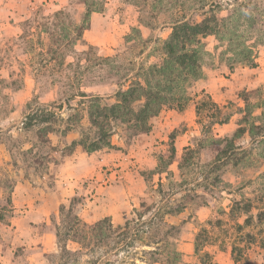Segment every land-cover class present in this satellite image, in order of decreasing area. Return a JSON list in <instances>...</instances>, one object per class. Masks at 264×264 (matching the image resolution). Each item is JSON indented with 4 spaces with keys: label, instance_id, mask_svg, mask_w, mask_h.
I'll list each match as a JSON object with an SVG mask.
<instances>
[{
    "label": "rangeland",
    "instance_id": "1",
    "mask_svg": "<svg viewBox=\"0 0 264 264\" xmlns=\"http://www.w3.org/2000/svg\"><path fill=\"white\" fill-rule=\"evenodd\" d=\"M201 22L218 30L196 43L200 76L189 87L177 69L172 84L158 74L164 43L175 23ZM242 55L253 64H235ZM146 81L166 98L147 133L112 122L109 149L72 146L96 137L93 97L109 108ZM262 86L264 0H0V264H264L253 243L264 229V106L246 121L236 110L241 92ZM206 96L233 115L202 132ZM39 109L55 120L24 128ZM239 124L254 129L235 137ZM102 197L135 204L118 222L93 219ZM71 201L87 226L129 222L126 237L87 235L81 250Z\"/></svg>",
    "mask_w": 264,
    "mask_h": 264
},
{
    "label": "trees",
    "instance_id": "2",
    "mask_svg": "<svg viewBox=\"0 0 264 264\" xmlns=\"http://www.w3.org/2000/svg\"><path fill=\"white\" fill-rule=\"evenodd\" d=\"M92 12L94 11H90V13ZM88 14L89 10L87 9L86 15ZM216 28V26H209L207 22L196 23L194 25H181L175 23L172 27V32L163 47L164 55L168 58L165 63H168V66L165 64V67L158 71L159 76L164 77V79L171 77L170 81L173 84L176 81V75H174L176 73L174 72H177V69L184 70L183 75L185 83L188 82V86L190 87L191 83L196 81L200 76V57L196 43L199 44L201 39L215 34L218 30ZM246 52L249 53L248 50H246ZM234 62L235 64L250 66L253 64V59L250 55H242V57L235 59ZM165 71H168V76L164 73ZM136 85L138 86L136 89H128L127 91L117 93V104L112 105L109 108L100 106L99 99L93 97L91 102L96 104L90 105L88 120L90 125L95 129L96 137L89 142L73 141L72 146H81L86 153L109 149L111 147L108 139L110 130L107 126L112 122H118L121 125L127 126V128L133 131L134 134L147 133L150 130V119L158 115L163 106L162 103H166V98L161 94L163 89H161L160 86H157L155 91H153L151 87L148 86L147 81L145 82L146 88L140 82ZM82 96L86 97V95ZM130 98L132 99L130 100ZM238 98L243 102L244 108L236 109L237 114H244L243 121H246V118H250L254 111L262 109L264 106V86L249 92L243 91L238 95ZM141 100L143 104L140 105V108L137 111L134 112L129 109V103H137ZM230 106L232 107V105ZM122 108H128V111L119 113ZM196 109L197 114L199 115V124L202 126V132H206L210 126L213 127L214 125H223L227 123L233 115L229 112H223L222 109L224 108H219L208 96L204 97L203 100L198 103ZM204 112L208 114V118H211L206 124H204L202 118ZM53 120H55L53 113L46 109H39L27 116L23 126L28 129L35 124L50 123ZM239 126L240 127L234 133L235 137L245 134L248 130L252 131L254 129L253 125H250L249 129H245L241 124H239ZM63 208L64 207L60 208L61 212L64 211ZM65 213L67 218L73 220L70 231H73L76 235L75 237H78L76 239L81 250L83 247L88 246L85 243L88 238L87 235L95 238L96 241L93 242V245H98L103 243L105 239L109 238L107 233H117L121 231V236L125 238L127 235L126 232H128L127 230L129 229V222L123 227L113 229L108 218H104L92 226H87L79 219L73 208L72 201ZM55 236L57 239L60 238V235L57 232ZM254 236L253 243H258V247L264 251V229ZM66 237L70 240L68 233L66 234ZM80 252L81 251L79 250L75 253L69 252V254L79 255Z\"/></svg>",
    "mask_w": 264,
    "mask_h": 264
},
{
    "label": "crops",
    "instance_id": "3",
    "mask_svg": "<svg viewBox=\"0 0 264 264\" xmlns=\"http://www.w3.org/2000/svg\"><path fill=\"white\" fill-rule=\"evenodd\" d=\"M66 165V167L68 166V165H70L69 164V162L68 163H66L65 164ZM71 168V167H70ZM77 180V179H76ZM75 180V181H76ZM72 181V180H71ZM105 190V191H104ZM103 190V196H105L106 194L108 195L109 194V190L108 189H104ZM141 194V190L139 189V191H137V192H134L133 193V198H136L137 196H139ZM103 198L104 197H102L101 199L103 200ZM107 199V198H106ZM131 200V202L129 201V202H127V203H123V202H120L119 200H116V201H113V200H109V199H107V200H103L105 203H102V205L99 207V208H102V209H100L99 211H96L95 212V214H92V216H93V219H95V218H100V217H110L113 221H115V222H118L119 221V217H122V213L128 208V207H132V204L134 205L135 203H134V199H130ZM59 202L60 201H58V203L57 204H59ZM95 202V200H93V201H91V204H93ZM53 207H54V205H53ZM43 209V208H42ZM42 209H41V211H42ZM47 210H51L50 209V207H47ZM95 210V209H94ZM93 210V211H94ZM36 211H38V212H40V209H36ZM25 219L26 218H29V215H26L25 217H24ZM27 222V220H23V222ZM20 226H18L19 227V230H24V227L21 225L22 224V220H20ZM23 224H25V223H23ZM26 225V224H25ZM28 225H26V227H27ZM18 229V228H17Z\"/></svg>",
    "mask_w": 264,
    "mask_h": 264
}]
</instances>
